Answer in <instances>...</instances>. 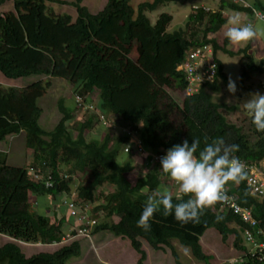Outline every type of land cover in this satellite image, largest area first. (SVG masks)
<instances>
[{
	"label": "trees",
	"instance_id": "trees-1",
	"mask_svg": "<svg viewBox=\"0 0 264 264\" xmlns=\"http://www.w3.org/2000/svg\"><path fill=\"white\" fill-rule=\"evenodd\" d=\"M5 1L0 0V4ZM52 1L13 0V11L0 12V73L8 79L47 76L22 88L0 83V143L23 131L25 146L32 151L29 163L22 166L10 164L7 153L0 151V234L13 239L0 244V264H64L80 256L77 239L53 252L30 256L18 244V241L59 243L67 232L75 234L70 214L56 218L52 210L47 215L50 201L43 205L45 211L35 207L36 196L66 199L70 193H74V201L82 209L90 205L85 208L86 213H104L100 221L94 218L97 223L93 233L111 232L127 238L139 254L137 264H143L146 258L142 239L154 249L169 247L176 264H185L176 241L188 246L196 260L212 264L213 255L205 252L200 242L210 229L217 231L222 241L233 235L234 247L243 253L242 259L225 264H264V259L248 253L241 236L246 225L232 211H220L219 203L206 209L198 223L181 224L173 215L165 216L161 209L153 217L149 231L137 227L147 196L164 182L170 186L171 182H166L170 178L160 170V162H152L151 156H147L150 167L133 184L128 177L135 167L132 152L119 159L128 135L107 131L101 139H88L86 133L93 128L94 118L74 120L73 112L78 106L75 98L79 96L85 104L94 106L98 119L99 113L116 115L146 151L166 153L185 139L191 144L192 138H198L203 148L206 138L210 142L212 138L224 137L226 142L239 145L236 155L247 164L264 159V132L256 130L247 114L246 131L231 122L223 108L232 106L215 101L213 95L229 81L218 51L230 56L242 53L246 62L240 66V83L253 72L264 76V57L255 62L249 45L234 52L226 48L229 44L226 37L223 45L208 38L226 23L224 9L238 13H251V9L235 0H219L217 11L200 9L189 14L187 26L197 28L200 37L188 27L168 31L171 16L166 12L151 21L150 11L175 0L143 1L136 7L130 0H107L97 13L82 5V0H75L70 2L76 10L75 19L69 14L48 12L47 3ZM207 43L213 48L216 66L213 78L202 81L197 91L185 94L177 104L167 88L185 91L188 81L176 67L189 48ZM51 77L64 79L71 85L73 106L68 108L64 98L58 99L62 116L53 129L45 130L40 123L39 100L47 93ZM94 92L99 97L98 105L93 103ZM69 121H73L72 129L68 127ZM62 166L80 173L83 181L76 184L71 173H62ZM33 172H37V178L32 176ZM47 176L50 187L45 186ZM108 186L113 187V192L92 208L99 189ZM144 188L149 191H143ZM227 189L242 207L251 210V217L263 233L257 239L262 241L264 198L250 195L246 180L230 183ZM30 195L35 197L31 199ZM173 199L179 202L187 197L175 188ZM66 221L70 223L68 230L63 226Z\"/></svg>",
	"mask_w": 264,
	"mask_h": 264
},
{
	"label": "rangeland",
	"instance_id": "rangeland-1",
	"mask_svg": "<svg viewBox=\"0 0 264 264\" xmlns=\"http://www.w3.org/2000/svg\"><path fill=\"white\" fill-rule=\"evenodd\" d=\"M75 0H53L52 2H48V12H54L56 15L69 14L72 16V19L76 17V10L74 6L70 4ZM143 1H151V0H130V3L137 6L138 3ZM238 4L242 6L249 7L251 9V13H238L233 12L229 9H224L222 14L226 18V23L230 17H233L237 14H240L241 19L244 23H250L258 32L257 38L250 42L241 43L239 45H230L228 44L226 48L237 52L238 49L243 48L245 46L250 47L249 52L252 54L255 62H257L261 57H264V0H235ZM107 0H82L81 4L88 7L91 12L97 13L99 12ZM219 8V0H175L169 2L167 4L160 5L157 9L150 11L148 16H150L151 21H155L158 14L162 12H166L170 14L171 20L168 23V31H173L178 28H190V32L196 30V33L201 37V32H198L197 28H193L191 24H188V16L189 14H195L200 9H204L205 12H214ZM14 10L13 0H7L0 4V12H8ZM258 16V17H256ZM226 23L215 33H210L208 38H214L220 45H223V41L225 38V33L227 28L225 27ZM195 26V25H194ZM188 30V35H189ZM213 58L212 55H209V59ZM218 58L222 61L224 65V70L227 73V77L231 76L233 80L236 81L237 84V92L235 95H232L228 92L227 86L224 85L221 88L219 93H213L214 100L217 102H221L226 104L227 106H232L230 109L228 107L223 108V113L226 117L233 123L242 126L244 131L247 130V120L246 113L244 112L241 103L246 101L249 98V93L259 92L264 94V76L258 72H253L250 74L249 78L244 80L242 83L239 81L240 76V66L244 65L246 59L242 57V53L235 54L233 56L227 55L222 51H218ZM37 77L36 80L46 79L45 75H33L30 77H23L18 79H8L0 74V83L5 86H19L25 87L28 85L27 79H31ZM50 87L47 90V93L44 97L39 101L40 106L42 107V116H41V124L45 130L53 129L54 125L60 120L62 114L58 110L57 100L64 98L65 105L68 108H72L73 100H72V92L71 85L66 83L64 79L61 78H49ZM171 97L175 100L177 104L181 103L182 98L185 96V91H181L179 89L167 88ZM96 92L93 93L92 97L94 100V104L98 105L99 97ZM81 107H74V120L84 121L88 118H94V126L93 128L86 134L88 139H101L104 134L109 131L111 134H118L122 131H128L126 127H124L120 121V119L115 115H107L106 121H112L114 126L105 125L101 118L96 117V111L88 110V109H80ZM73 121H69L68 127L72 129ZM111 127V128H110ZM74 133V131H72ZM25 134L21 133L19 136H10L6 138L5 142H2L0 148L2 150L8 151L7 154L9 158H13V162L18 166L23 164H28V158H32V151L27 149L24 143ZM21 146V148L17 145ZM17 148V150L15 149ZM122 153H120L119 159L123 160L127 155H129L130 151H124V147L121 149ZM17 151V152H15ZM25 153V158L23 154ZM131 154V153H130ZM134 157V169L128 174L129 179H131L132 183L136 181V178L142 174H144L150 167V164L146 157L148 153L138 155L132 153ZM29 156V157H28ZM14 164V165H16ZM62 173L67 172L71 173V176L75 178L76 184L77 182L83 181V178L80 176L78 172L68 171V167L62 166ZM169 178V177H168ZM170 182V181H166ZM165 185H167L164 182ZM168 186L170 190L174 193V185L170 184ZM176 188V187H175ZM113 187L108 186L102 189H99L96 195V200L92 204V208H96L99 204L103 203L104 196L108 193L113 192ZM31 199L35 197V195H30ZM35 207L39 211H45L43 209V205L51 201V198L48 196H36ZM66 199L63 200V202ZM84 209L86 207H90V205H84ZM91 210V208H90ZM89 215L93 218L98 219L99 221L104 218V213H97L91 211ZM118 220V218H115ZM77 220L74 219V227L77 225ZM11 237H0V243L9 242ZM75 239L79 240L81 246V254L77 258L68 259L64 264H137V258L139 256L138 252L131 247L129 240L127 238H122L120 236H116L111 232H100L93 233V230H90L89 235H84L81 237H75ZM234 236L230 235L226 241H222L219 233L214 229L207 230L200 238V242L205 252L211 253L213 257L210 259L212 264H225L226 262L232 261V259L239 256L240 252L233 245ZM71 242L63 241L57 242L53 244H42V243H26L22 241H18L21 250L24 252L26 256H30L34 253L38 252H53L58 247L63 244H67ZM142 247L146 251V258L143 261V264H176L171 253L169 247H164V249H154L147 243L145 240H141ZM178 251L180 254V259L185 264H205L202 261H198L190 253V249L186 245H181L177 241Z\"/></svg>",
	"mask_w": 264,
	"mask_h": 264
},
{
	"label": "clouds",
	"instance_id": "clouds-1",
	"mask_svg": "<svg viewBox=\"0 0 264 264\" xmlns=\"http://www.w3.org/2000/svg\"><path fill=\"white\" fill-rule=\"evenodd\" d=\"M225 27V37L230 45L250 42L258 36L253 25L244 23L240 14L230 17ZM227 90L232 95L237 92L236 81L231 76ZM241 106L256 130L264 132V94L249 93V98ZM239 151L238 144L228 143L224 137L212 138L210 142L206 138L203 148L198 138H192L191 144L185 139L182 144L168 149L160 158V170L187 199L174 202L173 192L168 186L158 187L147 196L137 227L149 231L153 217L161 209L165 216L173 215L181 224L198 223L206 209L229 200L227 186L248 179L246 165L236 155ZM143 191L149 190L144 188ZM71 194L66 200L71 198Z\"/></svg>",
	"mask_w": 264,
	"mask_h": 264
},
{
	"label": "built area",
	"instance_id": "built-area-1",
	"mask_svg": "<svg viewBox=\"0 0 264 264\" xmlns=\"http://www.w3.org/2000/svg\"><path fill=\"white\" fill-rule=\"evenodd\" d=\"M204 10V9H203ZM258 17V16H257ZM262 17V16H260ZM263 18V17H262ZM213 48L210 43L198 45L192 48H189L186 51L184 59L177 65L176 70L185 73L187 78V87L185 88V94L191 95L195 91L198 90L202 81L204 80H212L213 66H215L214 59L208 58L209 55H212ZM213 57V56H212ZM216 68V66H215ZM76 103L80 109H88L94 110L95 108L92 104H85L81 97L76 96ZM100 118L102 119L105 125L113 124L112 121H106V116L100 114ZM108 120V119H107ZM126 135H128V142L124 147V151L134 152V154L142 155L148 153V156L152 162H160V158L163 157L166 153L159 152H151L143 149L139 138L134 134L128 131H122ZM147 158V157H146ZM246 165V170L248 173V179L246 180V185L249 188V194L264 198V159L252 163L247 164L244 160H242ZM34 178H37V172H33L32 175ZM45 186L50 187L51 181L50 177L47 176L45 179ZM227 195L230 197L229 200L219 203L220 211H232L233 214L237 215L241 222L246 225L241 233L243 242L248 247V253L252 256H255L257 259H264V239L258 240V235H263L262 230L257 227V222L251 217V210L249 208L242 207L237 202V197L233 193H229L227 189ZM74 193L71 194V198L66 200L64 204H66L67 210L69 214L78 220L77 225L75 226V234H71L70 231L65 234V236L61 239L60 242L74 240L75 237H81L84 235H89L90 230L93 229L94 225L97 223V220L90 217L88 213H86V209H82L79 207L74 201ZM243 258V253L240 252L239 256L232 259V261L240 260Z\"/></svg>",
	"mask_w": 264,
	"mask_h": 264
},
{
	"label": "crops",
	"instance_id": "crops-1",
	"mask_svg": "<svg viewBox=\"0 0 264 264\" xmlns=\"http://www.w3.org/2000/svg\"><path fill=\"white\" fill-rule=\"evenodd\" d=\"M1 74V73H0ZM2 75V74H1ZM36 78L37 77H34V78H31V79H27V80H25V81H28L29 80V82H28V85H30V83H32L33 81H36ZM66 83H68V82H66ZM28 85H25V86H28ZM5 86V85H4ZM7 87H19V86H7ZM19 88H21V87H19ZM41 100V99H40ZM39 100V101H40ZM92 101V100H91ZM40 123H41V120H40ZM42 125V124H41ZM56 125V124H55ZM54 125V126H55ZM21 133H23V131H21L19 134H15V135H9L8 137H10V136H19ZM7 137V138H8ZM23 140H24V138H23ZM0 145H2V143H0ZM19 146V144L16 146V147H18ZM20 148H21V146H19ZM16 150H17V148H15ZM28 149V148H27ZM0 151H4V152H8V151H5V150H2L1 148H0ZM15 152H17V151H15ZM23 156H24V158H25V153L23 154ZM29 157V156H28ZM12 160H14L13 158H9V156H8V154H7V161L10 163V162H13ZM28 161H30V158H28ZM10 164H16V163H10ZM17 165V164H16ZM23 165H25V164H23ZM18 166V165H17ZM22 166V165H21ZM163 185H165V184H163ZM166 186H168V185H166ZM175 189V188H174ZM63 200L64 199H62V198H56V199H54V200H51L50 202H49V204H48V206H49V210H48V212L46 213L47 215H51L52 214V210L54 211V213L56 214V218H59L60 217V215L61 214H65L66 216L69 214V212H68V210H67V207H66V205L63 203ZM75 220H77V219H75ZM73 221H74V219H73ZM77 223H78V220L76 221ZM70 225V223H68V221H66V222H64L63 223V226H64V229L65 230H68L69 228H68V226ZM70 227V226H69ZM98 234V233H97ZM6 235H2V234H0V237H5ZM6 237H8V236H6ZM11 241H13V239H10V241L9 242H11ZM0 244H2V243H0ZM4 244V243H3Z\"/></svg>",
	"mask_w": 264,
	"mask_h": 264
}]
</instances>
